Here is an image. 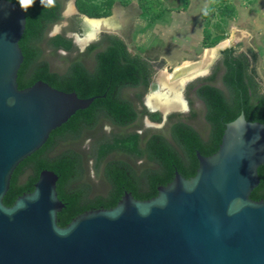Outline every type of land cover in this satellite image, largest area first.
<instances>
[{
    "label": "water",
    "instance_id": "1",
    "mask_svg": "<svg viewBox=\"0 0 264 264\" xmlns=\"http://www.w3.org/2000/svg\"><path fill=\"white\" fill-rule=\"evenodd\" d=\"M70 5L63 18L78 15L89 23L86 40L112 22L82 15L76 7L68 13ZM91 21L102 25L94 30ZM26 25L17 4L0 0V264H264V200L251 198L261 183L264 124L248 121L245 113L226 125L216 153L197 152L195 176L187 179L176 171L155 198L138 200L126 192L116 207L87 211L60 227L58 215L66 206L57 191L59 177L44 170L33 192L13 206L4 204L18 166L98 98L81 99L43 81L19 89ZM75 38L80 44L85 40ZM233 41L207 49L214 59L205 73L234 48Z\"/></svg>",
    "mask_w": 264,
    "mask_h": 264
},
{
    "label": "trees",
    "instance_id": "2",
    "mask_svg": "<svg viewBox=\"0 0 264 264\" xmlns=\"http://www.w3.org/2000/svg\"><path fill=\"white\" fill-rule=\"evenodd\" d=\"M9 1L19 6L17 0ZM66 1L52 0L49 4L45 0L43 7L40 0H35L34 5L24 11L27 25L20 41L24 62L18 76L19 89H26L43 81L62 92H75L83 99L106 97L95 100L87 110L77 112L66 124L51 133L49 140L39 151L18 166L4 198L6 206H13L17 198L33 192L42 171H52L59 177L57 191L59 199L66 206L58 215V224L66 227L87 211L116 207L126 192L132 193L138 200L155 198L158 188L172 182L176 171L187 179L192 178L199 167L197 151L203 156L216 153L226 125L236 120L241 113H245L250 122L264 124V86L257 80L249 59L243 53L233 56L232 49L226 50L223 84L228 95L212 86H205L199 92L208 106L209 140L205 141L198 131L183 123L172 128V137L182 153L160 134H154L143 148L138 134L115 136L112 141L98 138L93 142L94 150L89 156L93 160L94 171L103 173L97 175L102 176L106 188L103 192L93 194L90 184L85 183L88 171L84 156L74 147L83 143L85 132L92 131L102 120H109L113 124H127L128 122L120 120L124 110L133 116L132 120L135 119L131 104L121 97V93L126 87L135 88L141 83H148L147 79L155 70L141 57H131L125 45L114 39L115 48L107 52V55H99L96 75L89 76L82 67H77L71 75L58 76L52 73L47 63L40 60L43 54L40 45L45 40L46 31L61 21ZM115 2L116 0H78L77 6L82 14L102 18L110 15ZM122 2L127 5L130 0ZM225 10L226 6L223 4L218 12L223 16ZM75 28L76 26L73 29ZM222 39L217 38L210 45H217ZM48 45L65 50L72 47V43L61 35L51 39ZM122 59L127 63L120 62ZM151 117L160 116L153 114ZM113 151L133 156L137 160H148L155 167L151 168L144 163L140 174L136 168L120 160L103 165L107 155ZM259 177L261 183L251 195L255 201L264 200V165L259 168Z\"/></svg>",
    "mask_w": 264,
    "mask_h": 264
},
{
    "label": "flooded vegetation",
    "instance_id": "3",
    "mask_svg": "<svg viewBox=\"0 0 264 264\" xmlns=\"http://www.w3.org/2000/svg\"><path fill=\"white\" fill-rule=\"evenodd\" d=\"M130 14L131 12L125 11L123 14H121L120 24H115L114 22V24L110 23V26L104 25L101 27L100 32L97 33L95 38H89L88 40H86L85 37L87 33L92 30L90 24L86 23L82 17L75 15L68 19V24L66 26H62L65 21V19H63L62 12L61 21L51 26L46 31L45 40L40 45V47L43 49V54L40 60L47 63L49 70L52 73L57 74L58 76L74 74L77 70V67H82V69L91 77L96 75L97 68L100 63L99 55H107V52L109 53L115 48V45L113 43L114 39L120 40L125 45L126 50L131 55V57H141L144 61H147L154 67L155 71L147 79L149 80L148 83H141L139 87L135 88L126 87L121 93V97L131 104V108L133 111L132 114L136 116L135 119L132 120L133 116L130 115L127 110H124L123 116L120 117V120L123 122H128L127 124H113L109 120H102L101 123L92 131L85 132L82 139L83 143H80L78 146L74 147L76 150H80L81 146H84L86 148V151L80 150L84 156L86 170H89L91 164L93 165V160L89 155L94 150L93 142H95L98 138H104L105 140L108 139L109 141H112L115 136L119 137L138 134L140 136V145L143 148L154 134H160L164 136L165 139L169 141L179 153H182L179 145L172 137V128L178 123H183L190 126L195 131H198L202 135L203 139L205 141H208L210 129V125L208 124L207 120L208 106L204 99L200 96L199 92L205 86H212L224 91V93L228 95V92L223 84V79L226 74V67L224 62V52H222L221 57L210 67L207 73L198 75L197 78L188 83V85L186 86L184 91V98L187 105L185 106V109L183 108L182 110H172L166 119H164L163 112H161L160 110L152 112L153 109L150 108L151 106L149 104V98L153 95L150 94L153 87L155 86V83H158V73L160 71L159 64H161V62L165 63V61L161 58V56L164 54L155 52V55H153L152 53H150L151 42L142 45L135 44L136 38L133 39L132 32L135 27V23L132 20ZM56 26H60L59 31H56ZM74 26H76L75 29H73ZM75 34H79L80 36H82V38L85 39V42H83L84 40H82V44H80L76 40ZM59 35L63 36L66 40L72 43V47L70 49L65 50L62 47H49V41ZM143 49H145V51H143ZM232 50L233 56L242 54L238 48L234 47L232 48ZM167 52L168 54L173 53L171 51ZM182 57L184 56L179 53V55L177 54L176 59L171 60L177 61ZM120 62H123V64L127 63V61L124 59H122ZM167 64L169 63L167 62ZM95 97H98L97 99H100L105 98L106 96L104 95ZM148 104L150 107L148 106ZM145 112H147V115ZM153 114H159V122L160 125H162V128L151 127V123H158L151 117ZM86 143H89V146H87ZM113 160H120L127 164H130L132 167L136 168V170H138L140 174L143 171L141 166L144 163L148 164V166L151 168L155 167V164L153 162H150L148 160H137L133 156L116 151H113L107 155L103 162V165H107ZM95 174L103 173L95 172ZM98 176L99 178H101L99 181L100 184L98 186L92 181L90 182L89 180H87V176H85V183L90 184V186L92 187V193L95 195L96 193L98 194L100 192H103L106 188V182L101 175Z\"/></svg>",
    "mask_w": 264,
    "mask_h": 264
},
{
    "label": "rangeland",
    "instance_id": "4",
    "mask_svg": "<svg viewBox=\"0 0 264 264\" xmlns=\"http://www.w3.org/2000/svg\"><path fill=\"white\" fill-rule=\"evenodd\" d=\"M77 1L67 0L63 13L70 3L74 4L68 9L70 13L76 11L75 7L80 12ZM223 4L226 10L221 16L218 10ZM125 11L131 12L135 23L131 30L135 44L151 42L150 53L164 54L161 58L165 63L159 64L161 72L155 85L162 88L163 77L174 75L176 68L185 63H192L197 70L203 69L212 57V52L207 49L231 39L234 40L232 46L249 59L257 80L264 86V0H130L127 5L116 0L107 17L111 23L120 24L121 14ZM73 16L66 18L62 26H66ZM217 38L223 39L217 45H210ZM167 51L173 53L170 55ZM179 53L184 57L172 61ZM206 54L207 61V58L203 60ZM153 120L160 124L159 118ZM80 150L86 151V148L81 146ZM87 171L86 179L98 186L101 178L95 174L92 164Z\"/></svg>",
    "mask_w": 264,
    "mask_h": 264
},
{
    "label": "bare ground",
    "instance_id": "5",
    "mask_svg": "<svg viewBox=\"0 0 264 264\" xmlns=\"http://www.w3.org/2000/svg\"><path fill=\"white\" fill-rule=\"evenodd\" d=\"M68 13H70V11H68ZM91 24L94 30H98L101 27L102 21H91ZM105 25L110 26V23L105 21ZM93 36L94 34L92 33L89 38L91 39ZM83 42H85V40ZM206 56L207 54L203 56V60L207 58ZM213 59L214 53L212 52V57L209 60L207 58L206 61L208 60L209 63H212ZM207 66L205 64L203 69L197 70V66L188 62L183 64L182 67L176 68L174 75L169 74L167 77H163L162 88L158 86L159 84L154 86L155 91L150 94L153 95L149 98L151 107L149 104L148 106L153 110H160L164 115L172 110H182L185 108L183 91L186 82L201 73H205L208 69L206 68Z\"/></svg>",
    "mask_w": 264,
    "mask_h": 264
},
{
    "label": "clouds",
    "instance_id": "6",
    "mask_svg": "<svg viewBox=\"0 0 264 264\" xmlns=\"http://www.w3.org/2000/svg\"><path fill=\"white\" fill-rule=\"evenodd\" d=\"M17 2L23 11H27L30 7L34 5L35 0H17ZM47 3L51 4L52 0H47ZM40 4L44 7L45 0H40Z\"/></svg>",
    "mask_w": 264,
    "mask_h": 264
},
{
    "label": "crops",
    "instance_id": "7",
    "mask_svg": "<svg viewBox=\"0 0 264 264\" xmlns=\"http://www.w3.org/2000/svg\"><path fill=\"white\" fill-rule=\"evenodd\" d=\"M181 54V53H180Z\"/></svg>",
    "mask_w": 264,
    "mask_h": 264
}]
</instances>
